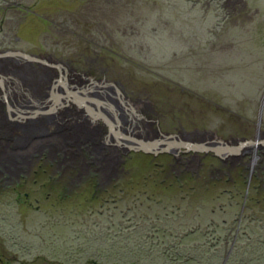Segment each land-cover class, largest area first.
Instances as JSON below:
<instances>
[{
	"label": "rangeland",
	"instance_id": "rangeland-1",
	"mask_svg": "<svg viewBox=\"0 0 264 264\" xmlns=\"http://www.w3.org/2000/svg\"><path fill=\"white\" fill-rule=\"evenodd\" d=\"M241 1L0 0V53L50 65L2 56L3 68L16 76L29 68L22 74L33 79L49 69L57 80L51 65L66 64L78 89L122 110L117 83L133 104L145 102L124 103L138 138L154 140L160 129L200 143L256 139L264 135V0ZM1 94L0 86L10 121L0 107V264H201L191 254L230 264L220 255L235 243L264 239V145L254 164L249 146L224 159L125 147L89 160L79 145L92 149L103 134L93 118L89 133L71 132L79 105L22 124L8 105L25 112L52 102L33 108L20 94L29 96L24 110ZM43 117L54 125L40 126Z\"/></svg>",
	"mask_w": 264,
	"mask_h": 264
},
{
	"label": "bare ground",
	"instance_id": "bare-ground-1",
	"mask_svg": "<svg viewBox=\"0 0 264 264\" xmlns=\"http://www.w3.org/2000/svg\"><path fill=\"white\" fill-rule=\"evenodd\" d=\"M2 57H0V79H3L4 80V83L3 82H1L0 81V86H1V89H2V94H1V100L2 99H4L5 98V100L7 101H11V102H13L14 104H16V101H17V105H15V107H19V108H21V109H24V107H23V104L25 105H29L28 103H27V101H26V99H28V97H23V98H21L20 99V101L19 100H17L15 97L17 96H20V94H25V95H31V97H32V99H30L31 101H30V103L32 104V106L31 107H33L34 108V106H38V104H40L41 102H44V101H47V100H49L50 102H52L53 100H51V98H50V91H52V93H60V87H57L58 85L57 84H54V82H56V80H54L55 79V77L53 76V75H51V76H49V75H47L48 73H50L49 72V69L48 70H45V69H43L44 71H42L41 73H38V74H36V77H37V79H33V78H31V76L33 75H31V73H33V72H31V70L29 69V68H22V72H20V74L18 73V75L16 76V74L17 73H11V69H8V68H3L4 66L6 67L7 66V64H9V63H7V62H2ZM13 62L12 63H16V64H18L17 62H20L19 60H17L16 59V61L15 60H12ZM48 62V61H47ZM11 64V63H10ZM20 64H22V63H20ZM25 65H26V63H25ZM16 66V65H15ZM51 66H59V72H61L60 74H61V76L63 77L62 79H63V84L67 87V89L68 90H70V91H72V92H74V91H76L77 92V90H78V93H80L81 95H83V96H85V95H87V96H90L91 97V93L90 92H87V89H78V85H76L75 83H74V81H72V80H69V79H67V77H66V75H65V73H64V71H63V68H61L62 66L61 65H58V64H53V65H51ZM8 67V66H7ZM11 67H14V66H11ZM24 67H26V66H24ZM10 68V67H9ZM16 68V67H15ZM53 68V67H52ZM14 69V68H13ZM27 70V71H30L31 73H30V75L29 74H27V75H25V74H22L23 72H25V70ZM15 71H16V69H15ZM41 74V75H40ZM21 75V76H20ZM16 76V77H15ZM5 77H10V80H11V83H10V81H8ZM45 80V83L44 84H42L43 83V81ZM79 84V83H78ZM7 85V86H6ZM47 85H49V87L46 89V86ZM41 86H43V87H45V89H43V88H40V90H39V87H41ZM53 86V88H51ZM108 88V87H107ZM22 89H24V90H22ZM32 89L33 90H35V92H32ZM99 89V88H98ZM101 89V88H100ZM106 89V88H105ZM97 93V92H96ZM109 93H111V91L109 92ZM101 94V93H100ZM103 94V93H102ZM87 96H85V97H87ZM104 96V95H103ZM103 96H101V97H99L100 99L99 100H103L102 102H101V104H100V108L102 109V107L104 108V106H103V104L102 103H104V100L106 99V98H104ZM107 97L109 98V99H111V97H112V95L110 96L109 94H107ZM63 98V97H62ZM26 101V102H25ZM105 101H107V99L105 100ZM75 103H77V102H75ZM93 103V102H92ZM110 103V102H109ZM114 103V102H113ZM69 104H71V102H70V100H68V102H67V104L66 103H63L62 102V106L61 107H59L57 110H55L54 112H51L50 114H45V115H42V116H49V115H51V114H53V113H58V112H60V110L61 109H64V107L66 106V105H69ZM78 104V103H77ZM88 104V103H87ZM51 105V103L49 104V106ZM104 105H106L105 103H104ZM0 107H2L1 105H0ZM8 107V109L10 108V109H13L15 112H21V111H18V110H15L14 108H12V106H10V105H8L7 106ZM26 108V107H25ZM66 108V107H65ZM70 108H72L73 110L75 109V107L73 106V105H71L70 106ZM108 108V107H107ZM114 108V107H113ZM113 108H111V107H109L108 109L113 113V114H116V115H118V113H119V115H118V122L120 123H122V124H124L123 122L125 121V120H127V118H126V115H128L129 113H125L124 111H121V109H118L117 111H116V113H115V109H113ZM36 109V108H35ZM77 109V110H76ZM74 111L76 112V114H75V116H78V119L81 121V122H76V126H74L72 129H71V132H73V133H76L77 132V130H80L79 131V133L81 134V135H83V130L85 131V132H87V133H89V127H86V126H89V125H91L89 122H88V119H89V117L86 115V118L84 117V120L82 121V118L81 117H79V115H81V114H83V113H80V108L77 106V108H76ZM25 110V109H24ZM2 112H3V117L7 120V122H9L10 120L8 119V118H6V115H5V112H4V107H2ZM24 112V111H23ZM63 112H66V110L65 111H63ZM2 115V114H1ZM9 115H10V117L13 119V117H14V115L13 114H11V112L9 113ZM90 115H92L93 116V114L91 113ZM38 116V115H37ZM114 116V115H113ZM40 117V116H39ZM116 117V119H117V116H115ZM3 118V119H4ZM20 118V117H19ZM36 118V117H35ZM38 118V117H37ZM36 118V119H37ZM21 119V118H20ZM119 119H120V121H119ZM125 119V120H124ZM21 120H23V121H20V120H16V121H18V122H22V124H24L23 122H25L26 123V120L27 119H21ZM43 120V121H42ZM49 120H52V123H53V125H54V122H53V119L51 118V119H49V118H46V117H43V118H39L37 121L39 122V125L41 126L42 125V123H43V125L44 124H47V121H49ZM61 120V119H60ZM124 120V121H123ZM76 121H78V120H76ZM89 121H91V120H89ZM12 122V121H11ZM15 123V122H14ZM33 124H29V123H27L26 125H35V126H37L36 125V123L35 122H32ZM60 123V122H59ZM8 124V123H7ZM134 126H135V124H133ZM46 126V125H45ZM24 126L23 125H18V128L17 129H19V130H21V128H23ZM124 127H125V125H124ZM26 128V127H25ZM25 128H23V129H25ZM128 129V128H127ZM145 132V131H144ZM21 134V133H20ZM87 135V134H86ZM20 139V138H19Z\"/></svg>",
	"mask_w": 264,
	"mask_h": 264
},
{
	"label": "water",
	"instance_id": "water-1",
	"mask_svg": "<svg viewBox=\"0 0 264 264\" xmlns=\"http://www.w3.org/2000/svg\"><path fill=\"white\" fill-rule=\"evenodd\" d=\"M2 56H20V57L27 59L28 61L33 60V61H38L40 63H46L36 56L29 55L28 53H25L19 50L8 51L6 53H0V57ZM60 82H61V79H60ZM66 91H67V95L69 96V98L73 96L74 102H77L79 105L81 104L87 105V108L89 109L90 113L94 114L93 108L87 104L86 100H88L89 98L90 99H95V98L78 95L76 92H72L68 90L67 88H66ZM62 97L63 95L54 93L53 94L54 100L52 101L51 107H48L45 110L37 111L35 112L34 115L27 116L25 114H19L18 116L23 119H35L37 115L50 114L51 112H54L55 110H57L59 107L62 106L60 104ZM96 101L98 102L99 105L102 102L101 100L97 98H96ZM263 103H264V98L262 102V107H263ZM262 107H261V114H262V109H263ZM99 115H104V114L100 111ZM104 118L107 120V122L111 126V129L113 130L114 127H113V123L111 122V120H109L105 116ZM129 125L131 127V123H129ZM130 127H128L127 135L124 133L117 132L118 133L117 136L125 137L137 144V145H133V144L129 145L130 148H134L136 150H142L145 153H152L154 155H157L159 153L173 152L174 149H180L181 147H184L185 149H187L186 151L192 150V151H200V152H206V153L212 152L217 157L224 159L225 157L229 155L237 154L241 148L245 146H249L251 147V149L253 150L255 154V157H253V160H252V164H254L255 160L257 159V155H256L257 147L264 145V135H262L260 131H258L259 134L256 136V139H250V140L245 139L237 144H232L227 141L223 142L221 140L219 141L210 140L209 142H206V143L193 142V141L188 140L187 137L190 135L188 133H186L183 136H180L178 134L164 133L160 129L158 130L160 133V137H157V139L155 140H146L145 138H138L135 135H133ZM208 133H211V132H208Z\"/></svg>",
	"mask_w": 264,
	"mask_h": 264
},
{
	"label": "flooded vegetation",
	"instance_id": "flooded-vegetation-1",
	"mask_svg": "<svg viewBox=\"0 0 264 264\" xmlns=\"http://www.w3.org/2000/svg\"><path fill=\"white\" fill-rule=\"evenodd\" d=\"M235 1H238V2H240L241 0H235ZM242 2V1H241ZM20 60V59H19ZM58 65H60V64H62V65H65V66H67L66 64H63V63H57ZM42 66H50V65H48L47 63L45 64V65H42ZM54 69H57L58 71L60 70L59 69V66H52ZM60 73V72H59ZM61 76V75H60ZM63 77L61 76V78H59V79H57L56 81L57 82H54V84H57L58 86L57 87H60V90L62 89V90H66V86L63 84V79H62ZM60 79H61V82H60ZM111 84H113L114 86H117V90L118 89H120V91H118V97H119V106L121 107V108H123L121 111H124L125 113H126V111L124 110V108H126L125 107V105H124V103L127 101V102H130L131 104H130V106L131 107H133L134 106V108L135 107H137L138 106V104H144L145 102H142V101H136V103L135 104H133L129 99H127L126 98V95L125 94H123L122 93V88H120V86L117 84V83H111ZM113 86V87H114ZM120 93L122 94V95H120ZM55 94H61V95H63V98L61 99V105H62V102L63 103H66L67 104V102H68V99H70V101H72V102H74L73 100H74V98H73V96L71 97V98H69V96L67 95V91H66V93H62V91H61V93H55ZM77 94L78 95H80V93H78L77 92ZM53 94H51L50 96H51V98H52V100H54V98H53V96H52ZM85 96H87V95H85ZM89 97V96H88ZM91 98H95V97H91ZM86 102H88L89 104V106L90 107H92L93 108V110H94V114H93V116L92 115H90L91 113H90V111H89V109L87 108V105H85V104H81V105H79V104H77V105H79V107L80 106H82L83 108H85V111L87 110V114H88V117H89V119H88V122L91 124L92 122L91 121H89V120H91V118H93L94 120H95V128H96V131H99V134H103V138H102V140H101V142L100 143H97V142H95V146H94V148H92V149H90V147H88V146H83V145H79V150L80 151H82V154L83 155H86V156H88V159L89 160H91V159H93V157H91L92 155H95L96 154V152L98 153V154H100V150H102V149H114V151H117V150H120V149H125V147L126 148H129V149H132V148H130L129 147V145H131V144H133V145H137L135 142H133V141H131V140H129V139H127V138H125V137H120V136H117V132H120V133H124V134H128V132H127V128L128 127H130V125H129V122L127 121V120H125L123 123H124V125H125V127H123V124L120 122H118V115H116V114H113L112 115V113H111V111L106 107V105H104V103H102L103 104V106H104V108H103V110H101V108H100V105L98 104V102L96 101V98L95 99H88V100H86ZM93 102V103H92ZM75 103V102H74ZM52 105V104H51ZM145 105H147L148 106V104H145ZM76 106V105H75ZM49 107H51V106H49ZM8 108V107H7ZM111 108H113V106L111 107ZM114 109V108H113ZM40 110H45V109H43V107H41V108H36V109H34V110H32V111H25V112H23V111H21V112H15L13 109H8V111H9V113L11 112V114H13V112L15 113V117H13V120H11V121H16V120H18V118H19V114H25V115H27V116H30V115H34L35 114V112H37V111H40ZM80 111V110H79ZM102 112L104 115H99V112ZM116 111L117 110H115V113H116ZM138 111V110H137ZM7 113V112H6ZM80 113H83V112H81L80 111ZM138 113V112H137ZM84 114V113H83ZM141 115V114H140ZM104 116L105 117H107L109 120H111V122L113 123V127H114V129L112 130L111 129V126H110V124L107 122V120L104 118ZM115 116H117V119H116V117ZM142 116H144L143 114H142ZM9 118H10V116H9ZM96 118V119H95ZM84 120V118L82 119V121ZM100 120H102L104 123H105V126H107V130L105 129V128H103L101 125H100V123H99V121ZM149 121V120H148ZM128 122V123H127ZM136 122V121H135ZM134 121L133 122H130L131 123V126H133V123H135ZM150 122V121H149ZM92 125V124H91ZM91 125H89V126H86V127H89L88 129H90L91 130V128H90V126ZM80 130H77V132H76V134H79L78 132H79ZM81 135V134H80ZM101 137V136H100ZM155 139H157V137L156 138H154V140ZM113 140V142L111 143V141ZM97 147V148H96ZM182 148H184V147H181L180 149H174L173 150V152L172 153H175V154H179L180 152H181V149ZM187 150V149H186ZM84 152V153H83ZM97 155V154H96ZM95 155V156H96ZM254 157H255V154H254ZM84 159V158H83Z\"/></svg>",
	"mask_w": 264,
	"mask_h": 264
},
{
	"label": "trees",
	"instance_id": "trees-1",
	"mask_svg": "<svg viewBox=\"0 0 264 264\" xmlns=\"http://www.w3.org/2000/svg\"><path fill=\"white\" fill-rule=\"evenodd\" d=\"M222 238H224V237L221 236L219 238L220 239L219 241H221ZM224 240L226 241L225 243H227L229 241V239L227 237H225ZM251 240L248 243L246 241V244H242L243 246H241L239 248H238V246L240 244L235 243V245L231 246L233 249L232 250L230 249L231 250L230 253L227 252L225 254V257L222 255H220V257H222L223 260L229 261L230 264H263L262 261L264 260V247L261 243H264V239L261 237L257 238V242L254 239H253V242H251ZM233 241H234V238L232 240V243H233ZM243 247H244L243 253H241L239 250ZM235 253H237V254L241 253V254H239V256H235V255H233ZM205 255H207V254H205ZM191 256L196 257L197 258L196 260H199V262H201V264H207L208 263V262H204V255H202V254L201 255L200 254H191ZM230 258H231V261H233V263H231ZM209 264H214V263H209ZM216 264H223V262H219Z\"/></svg>",
	"mask_w": 264,
	"mask_h": 264
}]
</instances>
